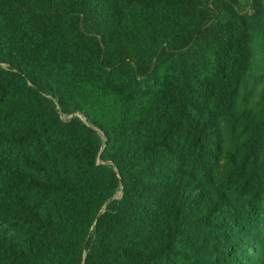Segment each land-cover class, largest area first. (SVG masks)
I'll list each match as a JSON object with an SVG mask.
<instances>
[{"label":"trees","instance_id":"trees-1","mask_svg":"<svg viewBox=\"0 0 264 264\" xmlns=\"http://www.w3.org/2000/svg\"><path fill=\"white\" fill-rule=\"evenodd\" d=\"M0 264H264V0H0Z\"/></svg>","mask_w":264,"mask_h":264},{"label":"rangeland","instance_id":"rangeland-1","mask_svg":"<svg viewBox=\"0 0 264 264\" xmlns=\"http://www.w3.org/2000/svg\"><path fill=\"white\" fill-rule=\"evenodd\" d=\"M120 197H121V193H118L117 198H120Z\"/></svg>","mask_w":264,"mask_h":264}]
</instances>
